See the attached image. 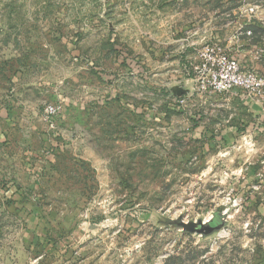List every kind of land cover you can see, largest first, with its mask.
Returning a JSON list of instances; mask_svg holds the SVG:
<instances>
[{
  "label": "rangeland",
  "instance_id": "1",
  "mask_svg": "<svg viewBox=\"0 0 264 264\" xmlns=\"http://www.w3.org/2000/svg\"><path fill=\"white\" fill-rule=\"evenodd\" d=\"M253 19L264 0H0V264H264V93L185 70Z\"/></svg>",
  "mask_w": 264,
  "mask_h": 264
},
{
  "label": "built area",
  "instance_id": "2",
  "mask_svg": "<svg viewBox=\"0 0 264 264\" xmlns=\"http://www.w3.org/2000/svg\"><path fill=\"white\" fill-rule=\"evenodd\" d=\"M185 70L188 75L191 73L196 89L208 95H238L239 91H244L249 97H259L264 93V77L254 69L242 68L237 58L215 42L204 45ZM61 113L60 106H47L44 119L53 127L52 119Z\"/></svg>",
  "mask_w": 264,
  "mask_h": 264
},
{
  "label": "crops",
  "instance_id": "3",
  "mask_svg": "<svg viewBox=\"0 0 264 264\" xmlns=\"http://www.w3.org/2000/svg\"><path fill=\"white\" fill-rule=\"evenodd\" d=\"M247 31L250 32V35L246 34ZM211 38L214 41L210 43H218L227 49L232 56H236L243 61L244 67L254 69L253 64L258 65L264 62V19H253L251 22L245 23L244 27L238 32L224 39L225 44L220 41L217 34L211 36ZM230 42L237 44V46L228 45ZM248 106L251 105L248 104ZM1 138L2 135L0 134V140Z\"/></svg>",
  "mask_w": 264,
  "mask_h": 264
}]
</instances>
